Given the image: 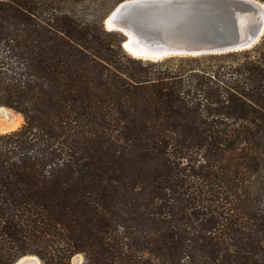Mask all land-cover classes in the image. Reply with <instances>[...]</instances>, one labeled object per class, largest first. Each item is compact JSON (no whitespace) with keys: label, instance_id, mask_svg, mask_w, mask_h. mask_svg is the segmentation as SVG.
<instances>
[{"label":"trees","instance_id":"obj_1","mask_svg":"<svg viewBox=\"0 0 264 264\" xmlns=\"http://www.w3.org/2000/svg\"><path fill=\"white\" fill-rule=\"evenodd\" d=\"M51 1L0 0V264H264V35L144 61Z\"/></svg>","mask_w":264,"mask_h":264},{"label":"water","instance_id":"obj_2","mask_svg":"<svg viewBox=\"0 0 264 264\" xmlns=\"http://www.w3.org/2000/svg\"><path fill=\"white\" fill-rule=\"evenodd\" d=\"M108 19L111 26L107 25ZM104 26L108 31L122 33L124 42L129 38L128 33L136 36L146 49L135 57L144 61L238 52L261 41L264 3L260 0H168L162 3L124 0L105 18ZM123 47L126 49L124 43ZM17 129L0 122V134ZM33 256L37 257L26 255L14 264H32L24 258ZM74 258H78L77 264L83 263L79 256Z\"/></svg>","mask_w":264,"mask_h":264},{"label":"rangeland","instance_id":"obj_3","mask_svg":"<svg viewBox=\"0 0 264 264\" xmlns=\"http://www.w3.org/2000/svg\"><path fill=\"white\" fill-rule=\"evenodd\" d=\"M50 2H52V1L50 0ZM117 4H118V0H85L83 2H78L76 0L75 1L64 0L61 2L60 0H58L57 4H55L53 6L59 8L60 10H68L69 9V10H72L73 12L76 11V13H78L82 18H88V19H94L95 18V16L97 15V14L94 15L95 9H97V11H99V14H100V15H98L99 20H101V24L105 28L104 20L109 15V13L117 6ZM123 39H125L124 35H123ZM128 55L130 57H133L130 54H128ZM0 106L6 107L4 105H0ZM8 111H10V112H8ZM8 113H9V116H12V115L14 116L16 114L22 115L21 113L15 111L14 109L9 108V107H6V109L0 108V119L3 118L4 115H6ZM22 117H23V115H22ZM23 119H24V117H23ZM24 123H25V119L22 122V124L18 127V129L20 127H22ZM76 256H79V259L83 260L82 262H84V257L82 254H77L74 257H76ZM73 258L71 261L72 264H77L78 258H74V259ZM73 260H74V263H73ZM41 263H42V261H41Z\"/></svg>","mask_w":264,"mask_h":264},{"label":"bare ground","instance_id":"obj_4","mask_svg":"<svg viewBox=\"0 0 264 264\" xmlns=\"http://www.w3.org/2000/svg\"><path fill=\"white\" fill-rule=\"evenodd\" d=\"M107 25L108 26H111L112 25V22L110 21V19L107 20ZM129 35V38L124 42L125 44V51L128 52V54H130L131 56H136L137 53H139V51H144L146 49V47L144 45H142L141 43H139L138 39L136 36H134L133 34L131 33H128ZM136 42V44H132L133 42ZM137 58V57H135ZM0 108H3V109H6L4 107H0ZM8 110V109H7ZM10 112V111H8ZM24 121L22 115H12V116H9V113L4 115L3 118L0 119V122H5L6 124H9L10 127L12 128H18L22 122ZM12 125V126H11ZM25 260H27L28 262L32 263V264H42L41 261L39 260V258L37 257H25L24 258Z\"/></svg>","mask_w":264,"mask_h":264},{"label":"snow or ice","instance_id":"obj_5","mask_svg":"<svg viewBox=\"0 0 264 264\" xmlns=\"http://www.w3.org/2000/svg\"><path fill=\"white\" fill-rule=\"evenodd\" d=\"M152 2H168V0H152Z\"/></svg>","mask_w":264,"mask_h":264}]
</instances>
